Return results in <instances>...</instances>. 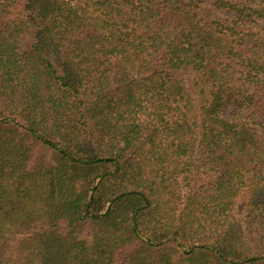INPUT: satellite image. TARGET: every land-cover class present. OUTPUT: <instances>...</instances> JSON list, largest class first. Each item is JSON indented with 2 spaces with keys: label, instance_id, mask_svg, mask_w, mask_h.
Listing matches in <instances>:
<instances>
[{
  "label": "trees",
  "instance_id": "1",
  "mask_svg": "<svg viewBox=\"0 0 264 264\" xmlns=\"http://www.w3.org/2000/svg\"><path fill=\"white\" fill-rule=\"evenodd\" d=\"M0 264H264V0H0Z\"/></svg>",
  "mask_w": 264,
  "mask_h": 264
}]
</instances>
